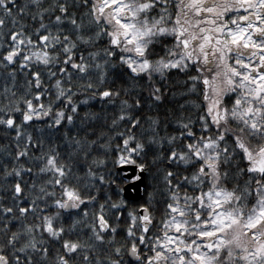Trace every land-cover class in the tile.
Instances as JSON below:
<instances>
[{"label":"snow or ice","instance_id":"1","mask_svg":"<svg viewBox=\"0 0 264 264\" xmlns=\"http://www.w3.org/2000/svg\"><path fill=\"white\" fill-rule=\"evenodd\" d=\"M0 141V264H264V0H0Z\"/></svg>","mask_w":264,"mask_h":264},{"label":"water","instance_id":"2","mask_svg":"<svg viewBox=\"0 0 264 264\" xmlns=\"http://www.w3.org/2000/svg\"><path fill=\"white\" fill-rule=\"evenodd\" d=\"M118 170L124 172V176L130 177L134 172L139 173V169L132 164H120ZM146 184V178L144 174V179L140 182H130L126 183L124 186L123 196L129 201H138L143 197V188Z\"/></svg>","mask_w":264,"mask_h":264},{"label":"trees","instance_id":"3","mask_svg":"<svg viewBox=\"0 0 264 264\" xmlns=\"http://www.w3.org/2000/svg\"><path fill=\"white\" fill-rule=\"evenodd\" d=\"M190 74H195V73L192 72V73H190ZM179 78H180V79H183V77H179ZM195 98H196V97H193V99H195ZM161 112H162V114H163V109H161ZM173 127H174V126H173ZM30 130H33V129H30ZM169 130L171 131L172 128H170ZM33 131H34V130H33ZM35 134H36V133H35V131H34V135H35ZM0 142H2V141H0ZM116 155H119V154L117 153ZM119 165H120L119 162H116L115 164H113V163L111 162V158H110V159H109V162L107 163V168L105 169V171H107L108 169H111L112 174H113V179H115L117 176L124 177V173H123L122 171L118 170ZM145 178H146V184L149 183V177H148V174H147V173L145 174ZM117 184L119 185V188H117L116 185H113V186H112V191H113L114 193L117 192V191H120L121 188L123 189L126 183L123 182V181H121V180H117ZM162 188H163V185L160 184V185H158L156 191L154 192V196H155L156 200H162V199H163V193H162V191H161ZM150 190H151V189H150ZM120 196L124 198V196H123V191L120 192ZM146 196H147V194H146L145 190L143 189V197H142L140 200H138V201H129V200H128V201H129L130 203H132V204H135V203H138V202H144L145 199H146ZM114 198H115V197H114ZM124 199H125V198H124ZM154 202H155V200H154Z\"/></svg>","mask_w":264,"mask_h":264}]
</instances>
